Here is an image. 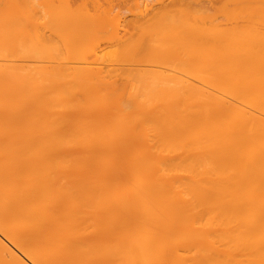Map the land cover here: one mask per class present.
I'll return each instance as SVG.
<instances>
[{
  "label": "bare ground",
  "instance_id": "1",
  "mask_svg": "<svg viewBox=\"0 0 264 264\" xmlns=\"http://www.w3.org/2000/svg\"><path fill=\"white\" fill-rule=\"evenodd\" d=\"M54 2L0 0V264H264V0Z\"/></svg>",
  "mask_w": 264,
  "mask_h": 264
},
{
  "label": "rangeland",
  "instance_id": "2",
  "mask_svg": "<svg viewBox=\"0 0 264 264\" xmlns=\"http://www.w3.org/2000/svg\"><path fill=\"white\" fill-rule=\"evenodd\" d=\"M11 1H12V0H10V2H11ZM34 1H35V0H32V1H31V0H27V2H30L28 8L31 7L30 5H31L32 2H34ZM36 1H38V0H36ZM39 1H40V0H39ZM39 1H38V2H39ZM47 1L50 2L49 4H50V6H51V1L53 2V0H51V1H50V0H47ZM47 1H46V0H44V1L41 0L40 2H41V3L43 2L44 6H48ZM54 1H56V4H57V5H58V3L60 2V3H59L60 6L62 5L61 7H65V6H67L68 4H70V2L73 1V0H54ZM58 1H59V2H58ZM57 2H58V3H57ZM66 2H67V3H66ZM68 2H69V3H68ZM34 3H35V2H34ZM41 3H37V2H36L35 5L37 4V6H33L34 4H32V6H33L34 8H38L40 5H42ZM38 4H39V6H38ZM45 4H47V5H45ZM56 4H55V2H54V5H56ZM60 6H59V7H60ZM9 7H10V6H9ZM31 8H32V7H31ZM31 8H29V9L31 10ZM9 9H10V8H9ZM10 10H11V9H10ZM0 63H1V62H0ZM3 63H6V62L3 61ZM249 63H251V62H249ZM194 71H195V70H194ZM169 73H170V72H169ZM172 73H173V71H172ZM176 73H177V72H176ZM176 73H175V75H177V74H179V73H181V72H179V73H177V74H176ZM188 73L190 74L191 72L189 71ZM188 73L186 74L187 77H188V75H189ZM213 73H214V72H213ZM173 74H174V73H173ZM181 74H182V73H181ZM199 74H201V73H198V74H197V71H196V73L194 74V75H195V79L198 78L196 75H199ZM210 74H212V72H211ZM179 75H180V74H179ZM179 75H178V76H179ZM186 75L183 74L184 77H185ZM192 75H193V73H191L190 76H192ZM194 75H193V77H191V78H192V81H193L192 83L196 84V81H197L198 83H197L196 85H198L199 87L202 86V88H203V81L195 80V79H194ZM183 76H182V77H183ZM200 76H201V75H200ZM205 76H208V74L206 73ZM211 76H212V75H211ZM211 76H209V77H211ZM213 76H214V74H213ZM213 76H212V77H213ZM187 77H186V78H187ZM215 77H216V76H215ZM213 78H214V77H213ZM188 79H189V77H188ZM193 79H194V80H193ZM198 79H199V78H198ZM190 80H191V79H190ZM201 82H202V83H201ZM212 82H213V81H212ZM200 84H201V85H200ZM251 87H252V86H251ZM254 88H255V89H254ZM253 89H254L255 91H258L259 88H257V86H256V87L254 86V87L251 89L252 92H253ZM256 89H257V90H256ZM248 90H250V89H248ZM242 91H243V90H242ZM251 91H247V90H246V92H245V90H244V91H243V93H245V94H244V98H245V100H246L247 102H249V103H254V102L256 103V101H258L259 98H257V100L255 101V99H254L255 97L253 96L254 94H253ZM255 91H254V92H255ZM250 92H251V93H250ZM256 93H257V92H255V94H256ZM260 93H261V90L259 89V91H258V95H259ZM240 94H241V93H240ZM258 95H257V96H258ZM259 96H260V95H259ZM262 97H263V96H262ZM260 98H261V97H260ZM261 99H262V98H261Z\"/></svg>",
  "mask_w": 264,
  "mask_h": 264
}]
</instances>
